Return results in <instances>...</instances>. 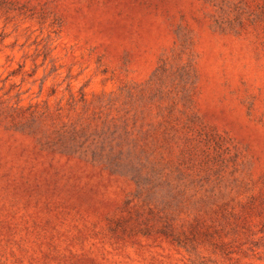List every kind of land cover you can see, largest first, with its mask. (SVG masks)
I'll use <instances>...</instances> for the list:
<instances>
[{"label": "rangeland", "instance_id": "374dc122", "mask_svg": "<svg viewBox=\"0 0 264 264\" xmlns=\"http://www.w3.org/2000/svg\"><path fill=\"white\" fill-rule=\"evenodd\" d=\"M0 264H264V0H0Z\"/></svg>", "mask_w": 264, "mask_h": 264}]
</instances>
